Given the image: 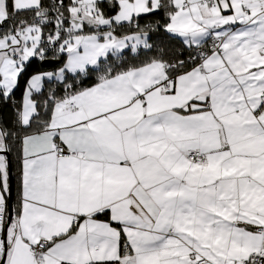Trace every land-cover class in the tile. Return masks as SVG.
<instances>
[{"label":"snow or ice","instance_id":"snow-or-ice-1","mask_svg":"<svg viewBox=\"0 0 264 264\" xmlns=\"http://www.w3.org/2000/svg\"><path fill=\"white\" fill-rule=\"evenodd\" d=\"M6 109L0 264H264V0H0Z\"/></svg>","mask_w":264,"mask_h":264},{"label":"trees","instance_id":"trees-1","mask_svg":"<svg viewBox=\"0 0 264 264\" xmlns=\"http://www.w3.org/2000/svg\"><path fill=\"white\" fill-rule=\"evenodd\" d=\"M154 39H157V37H154ZM150 54L151 53H149V55ZM58 66H59V64L57 62L48 61V62L41 63L38 60H34L32 62V65L29 68V72H31L35 69H39V70H43V71H51ZM86 83H87V81H86ZM44 91H45V93L48 91L47 86L44 88ZM20 95H21L20 90H17L16 98L18 99L20 97ZM13 112H14V110H7L6 109L5 112L0 114V115L6 116L8 119H11L13 117ZM14 198H15V181L13 180V199Z\"/></svg>","mask_w":264,"mask_h":264}]
</instances>
